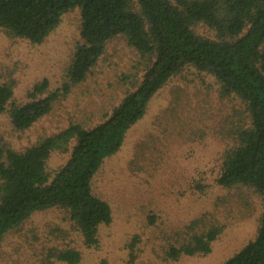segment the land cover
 <instances>
[{"label":"rangeland","instance_id":"374dc122","mask_svg":"<svg viewBox=\"0 0 264 264\" xmlns=\"http://www.w3.org/2000/svg\"><path fill=\"white\" fill-rule=\"evenodd\" d=\"M80 22L79 9L68 10L39 44L10 37L0 28V83L13 89L0 113L1 145L21 151L70 123L92 127L140 80L144 61L118 35L106 43L83 81L30 127L16 129L9 115L12 103L29 101L28 90L43 77L49 89L66 80L80 41ZM198 27L215 35L205 25ZM248 122L240 98L223 94L211 73L185 67L154 95L147 113L127 130L119 150L104 159L92 179L94 194L109 203L112 214L109 224L98 227L97 244L85 245L68 210L52 207L33 212L4 233L0 264H68L54 256L65 248L81 252L80 264L222 263L255 238L262 212V199L252 188H227L216 181L223 153L235 142V128ZM69 154L70 148L50 153V176ZM213 223L222 231L208 253L168 255L170 246Z\"/></svg>","mask_w":264,"mask_h":264},{"label":"trees","instance_id":"16d2710c","mask_svg":"<svg viewBox=\"0 0 264 264\" xmlns=\"http://www.w3.org/2000/svg\"><path fill=\"white\" fill-rule=\"evenodd\" d=\"M80 11V41L66 80L49 89L43 77L28 90L29 101L12 103L9 115L24 130L46 115L56 99L83 81L103 54L106 43L122 35L144 61L143 74L111 113L92 127L79 123L40 137L18 151L0 144V244L6 231L33 212L68 210L85 245L98 242V227L112 219L109 203L94 194L92 179L104 159L121 147L127 130L146 113L154 95L187 66L211 73L226 95L246 105L249 122L234 130L217 183L252 188L262 199L254 239L220 264H264V0H0V28L10 37L43 42L70 9ZM205 25L215 32L200 31ZM12 85L0 83V113L12 98ZM70 148L53 176L46 162L54 150ZM222 226L211 224L192 234L168 255L206 254ZM56 259L80 264L81 252L65 248Z\"/></svg>","mask_w":264,"mask_h":264}]
</instances>
